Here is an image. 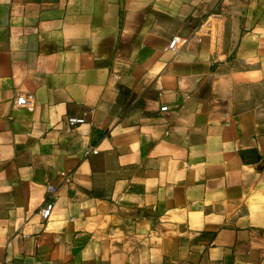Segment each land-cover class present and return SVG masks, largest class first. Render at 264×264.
I'll use <instances>...</instances> for the list:
<instances>
[{"label":"crops","instance_id":"0c3cea01","mask_svg":"<svg viewBox=\"0 0 264 264\" xmlns=\"http://www.w3.org/2000/svg\"><path fill=\"white\" fill-rule=\"evenodd\" d=\"M0 264H264V0H0Z\"/></svg>","mask_w":264,"mask_h":264},{"label":"built area","instance_id":"2783aa9c","mask_svg":"<svg viewBox=\"0 0 264 264\" xmlns=\"http://www.w3.org/2000/svg\"><path fill=\"white\" fill-rule=\"evenodd\" d=\"M187 42L186 39H181L179 37H175L171 40L168 49L172 50V51H178L179 48L182 47V45H184ZM167 106H163L162 110L165 111L167 110ZM92 113V111L90 110L89 112H85L79 116H69L68 117V122L70 125L72 126H76V125H80V124H84L86 122H88V117L89 115ZM93 152H96V150H93ZM70 173H66V172H62L61 176L64 177L65 179H69L71 178ZM47 198L44 202V204L41 206L40 208V214L43 218V220H48L54 210L55 207V201H56V187L53 185H49L47 188Z\"/></svg>","mask_w":264,"mask_h":264}]
</instances>
